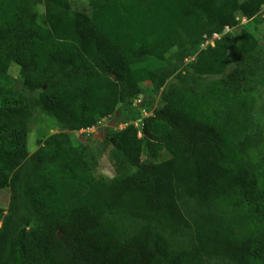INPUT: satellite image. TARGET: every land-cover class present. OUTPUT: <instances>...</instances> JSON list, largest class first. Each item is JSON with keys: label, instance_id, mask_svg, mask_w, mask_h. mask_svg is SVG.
Listing matches in <instances>:
<instances>
[{"label": "trees", "instance_id": "16d2710c", "mask_svg": "<svg viewBox=\"0 0 264 264\" xmlns=\"http://www.w3.org/2000/svg\"><path fill=\"white\" fill-rule=\"evenodd\" d=\"M87 2L89 13L68 0H0V71L17 65L31 93L0 96V189L28 158L18 115L39 109L86 129L145 83L163 88V106L143 139L133 125L110 136L114 179L67 133L48 137L13 189L17 204L0 209V264H264V164L243 140L259 128L248 99L264 52L238 26L264 0ZM226 28L237 30L229 71V37L203 45Z\"/></svg>", "mask_w": 264, "mask_h": 264}, {"label": "rangeland", "instance_id": "374dc122", "mask_svg": "<svg viewBox=\"0 0 264 264\" xmlns=\"http://www.w3.org/2000/svg\"><path fill=\"white\" fill-rule=\"evenodd\" d=\"M68 2L70 7L75 11L90 12L87 0H68ZM37 14L38 20L41 22L42 15L44 14L42 5L37 7ZM263 15L264 7L260 9L254 18H239L238 21V26L248 31L260 43L262 52H264ZM223 35H227L230 41L228 51L230 64L227 70L229 71L236 65L234 50L236 47L237 30L235 28H226L219 34L217 39ZM161 64L159 61L147 59L142 63V66L154 68ZM23 81L24 79L20 74L19 67L15 64L10 65L4 71H0V96H11L13 94L25 95L26 97L31 96V93L26 91ZM174 81V77L170 78L167 80L166 85ZM253 81L250 83V86L253 88L248 102L253 107V115L259 124V128L254 131H248V136H244L243 140H250L254 148L255 161L261 165L264 164V72L256 75ZM162 90L163 88L159 91H154L148 83L143 84L141 94L137 97L135 96L128 104H119L111 115L101 118L94 126L86 129H77L71 122L60 120L50 113L39 109L18 115L22 119L18 124L21 125L26 133L28 158L22 162V165L18 169L10 174L7 186L0 189V209L3 210V215H7L11 200L14 205L18 202V192L13 189L19 188L22 185L23 173L30 164L29 156L40 146L44 145L45 141L52 134L67 133L70 136L69 145L71 147L76 149L83 147L95 159V172L97 174L106 180L116 178L118 174L113 164V147L109 142L110 136L115 131L133 125L138 129V137L143 139L142 127L144 119L152 116L156 109L163 106L160 100ZM163 130L164 127L161 124H156L152 128L155 134H160ZM143 143L145 144V141ZM168 157V152L159 146L156 161H162ZM261 182L259 187L264 191V181L261 179ZM13 215L19 224L20 230L27 231L33 227L31 216L20 208V203L19 209ZM262 242L264 245V237Z\"/></svg>", "mask_w": 264, "mask_h": 264}, {"label": "built area", "instance_id": "2783aa9c", "mask_svg": "<svg viewBox=\"0 0 264 264\" xmlns=\"http://www.w3.org/2000/svg\"><path fill=\"white\" fill-rule=\"evenodd\" d=\"M218 37L219 34L216 33L213 34L211 38L205 40V43L203 45H207V44L214 45V40L217 39Z\"/></svg>", "mask_w": 264, "mask_h": 264}, {"label": "water", "instance_id": "95a60500", "mask_svg": "<svg viewBox=\"0 0 264 264\" xmlns=\"http://www.w3.org/2000/svg\"><path fill=\"white\" fill-rule=\"evenodd\" d=\"M58 234H59V232H58Z\"/></svg>", "mask_w": 264, "mask_h": 264}]
</instances>
